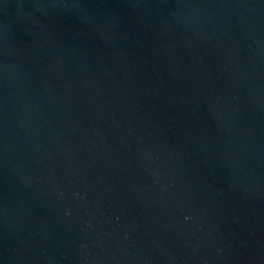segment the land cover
Masks as SVG:
<instances>
[{
  "label": "water",
  "instance_id": "1",
  "mask_svg": "<svg viewBox=\"0 0 264 264\" xmlns=\"http://www.w3.org/2000/svg\"><path fill=\"white\" fill-rule=\"evenodd\" d=\"M0 264H264V0H0Z\"/></svg>",
  "mask_w": 264,
  "mask_h": 264
}]
</instances>
